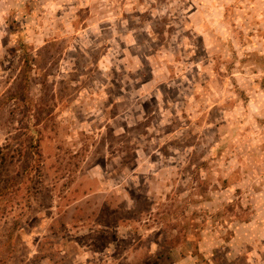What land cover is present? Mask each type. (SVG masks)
I'll return each mask as SVG.
<instances>
[{
	"label": "rangeland",
	"instance_id": "374dc122",
	"mask_svg": "<svg viewBox=\"0 0 264 264\" xmlns=\"http://www.w3.org/2000/svg\"><path fill=\"white\" fill-rule=\"evenodd\" d=\"M0 264H264V0H0Z\"/></svg>",
	"mask_w": 264,
	"mask_h": 264
}]
</instances>
